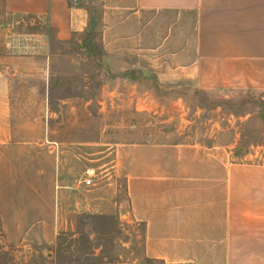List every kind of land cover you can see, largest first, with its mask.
I'll list each match as a JSON object with an SVG mask.
<instances>
[{"label":"crops","instance_id":"1","mask_svg":"<svg viewBox=\"0 0 264 264\" xmlns=\"http://www.w3.org/2000/svg\"><path fill=\"white\" fill-rule=\"evenodd\" d=\"M75 39L93 57L89 65L76 55L58 59L52 41ZM92 40L100 44L95 58ZM83 65L101 69L103 85L122 86L139 106L150 75L159 85L192 80L264 93V0H0V208L42 212L40 183L53 173V156L58 178H67L75 153L46 145L45 118L57 115L46 103L59 71L77 74ZM233 150L199 142L117 149L114 171L125 181L130 218L144 225L146 259L264 264V159L239 163ZM69 198L64 189L59 205Z\"/></svg>","mask_w":264,"mask_h":264},{"label":"rangeland","instance_id":"2","mask_svg":"<svg viewBox=\"0 0 264 264\" xmlns=\"http://www.w3.org/2000/svg\"><path fill=\"white\" fill-rule=\"evenodd\" d=\"M93 8L99 17L100 5ZM90 44L95 58L100 44L95 40ZM52 45L61 61H70L71 55L88 65L93 60L76 39L53 40ZM59 73L63 74L53 87L52 100L46 103L47 110L57 115L45 118L52 132L45 133L44 140L53 153L71 147L75 156L64 180L58 178L60 160L53 156V173L40 183L42 212L0 208V264H163L145 258L144 225L129 216L126 184L114 171L116 151L123 145L222 143L234 146L233 158L239 163L264 159L262 92L203 89L192 80L159 85L150 75L139 89L145 100L139 106L134 94L120 91L122 86L103 85L101 69L83 65L77 74ZM149 90H155L152 98L146 94ZM59 98H71V103H61ZM75 102L76 111H70ZM92 167L98 170V178L94 185L84 186L82 179ZM64 189L70 198L60 206ZM34 200L40 201L31 198L32 205ZM4 218L11 223L5 225Z\"/></svg>","mask_w":264,"mask_h":264},{"label":"built area","instance_id":"3","mask_svg":"<svg viewBox=\"0 0 264 264\" xmlns=\"http://www.w3.org/2000/svg\"><path fill=\"white\" fill-rule=\"evenodd\" d=\"M98 178V170L96 168H88L85 172V176L82 179V184L84 186H92L95 180Z\"/></svg>","mask_w":264,"mask_h":264}]
</instances>
